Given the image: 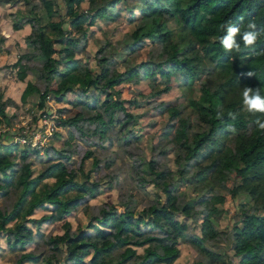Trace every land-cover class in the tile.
I'll return each mask as SVG.
<instances>
[{"label":"trees","instance_id":"obj_1","mask_svg":"<svg viewBox=\"0 0 264 264\" xmlns=\"http://www.w3.org/2000/svg\"><path fill=\"white\" fill-rule=\"evenodd\" d=\"M31 1L0 0V4L17 7L23 4L25 7L24 16L11 14L14 29L25 24L30 26L24 38L26 50L12 67L17 69L20 80L28 74L34 75L35 83H28L27 92L39 94V106L44 107L50 96L55 102L63 101L69 92L74 93L76 99L70 101V108L58 110V113L64 112L57 119L59 125L68 127V136L62 139L59 147L42 148L49 162L37 174H32L28 156L38 155L40 148L21 149L17 153L18 141L8 140L7 144L0 145V196L11 203L0 206V234L6 233L5 239L9 250L16 254V263L173 264L180 255L178 243L187 241L210 264H230L223 253L207 246L208 242L224 236L238 257L237 264H264V130L256 124L257 119L264 121V114L247 112L242 95L245 87H252L259 88L264 96V0H138L135 28L124 35L126 40H119L120 49L115 56L110 54L113 52L111 42L105 41L93 55L95 68L76 55L79 50H85L88 42L86 27L103 18L115 20L110 12L127 0H101L100 3L88 0L84 9L79 8L84 0H42L38 4ZM41 9L47 17L44 23ZM173 18L181 24L176 36L168 27ZM250 22L256 25L254 31L259 35L253 46L246 47L242 35L245 31H253L248 28ZM228 24L240 29L236 36L239 50L227 52L220 43ZM146 41L153 44L147 58L135 63L127 60L143 48ZM121 48L126 57L119 56ZM118 56L122 69L112 62L113 57ZM202 70L215 74L216 79L211 84L201 82L194 91L198 95L188 97L181 108L153 98L173 88L176 85L173 82L179 81L178 74L182 84L193 89L191 84ZM156 75L165 79V85L162 81L164 86L159 89L153 85V80L158 78ZM146 80L152 87L146 102L159 108L160 113L154 110L155 113H169L161 137L174 132L169 140L183 150L178 155L180 168L173 171L164 164L160 169L159 160L155 158L147 162L153 178L144 179L141 184L152 183L156 200L142 207L137 216L132 198L119 197L117 204H87L100 193L101 187L110 188L113 178L107 171L108 180H91L88 172L82 182L76 179L78 168L83 170L82 165L88 157L93 158L95 171L100 165L95 149L83 148L80 140L87 139L91 146L97 144L100 149H106L113 141L109 128L117 123L119 131L127 133L123 146L129 151L136 149L139 137L133 126L138 118L122 98L120 86ZM127 102L132 108L141 106L135 98ZM15 105L12 98H4L0 87V123L12 118L6 108ZM185 109L195 115L197 126L190 122L189 112L183 114ZM221 135L225 144L211 152L212 159L202 165L198 156L200 149L206 144H216ZM226 142H231L232 147ZM76 153L81 154L77 169L71 164ZM113 161L112 156L108 157L105 168L109 169ZM221 172L232 173L239 179L237 188L232 189L233 195L237 190L249 192L255 204V208L242 209L238 219L225 230L218 229L212 219L213 204L222 198L209 196L212 193L210 183ZM173 175H178L180 182L189 184L199 193L195 204L187 201L180 204ZM46 178L56 181L45 185L43 190H36V185ZM204 190L207 192H202ZM81 206L89 214L85 227L72 229L66 220L63 233L44 235L41 232L42 223L66 219ZM195 206L201 209L197 211ZM37 207L49 209V212L39 218L30 217ZM179 213L199 223L200 233L189 232L192 228L176 219ZM38 238L48 247V253L24 251ZM137 247L143 249L141 253L137 252Z\"/></svg>","mask_w":264,"mask_h":264},{"label":"rangeland","instance_id":"obj_2","mask_svg":"<svg viewBox=\"0 0 264 264\" xmlns=\"http://www.w3.org/2000/svg\"><path fill=\"white\" fill-rule=\"evenodd\" d=\"M53 1L58 2V0ZM100 1L101 0H99L98 3H100ZM40 2H42V0L31 1V3L36 4ZM32 5L34 4H31V6ZM57 5L58 4L56 3L55 7H57ZM87 5L88 0H84L79 8L84 9L87 7ZM137 5H140V2L138 0H127V2L124 3L122 1L120 6L117 7L116 10L110 12L111 15L115 17V20L103 18L101 20H98L94 25L86 27L88 33V42L85 45V50H79L76 55L81 56L85 62L89 63L92 67L95 68L96 65L93 60L95 51L100 46H102L105 41H110V49L113 51L110 52V54L112 56H115L116 52L120 49V46H118L119 40H126L123 38L124 35L128 32H131L138 22L134 21V13L138 11L136 9H139ZM8 6L13 9L12 12L16 11V8L19 10L17 11V16H24L23 14L26 13L25 11H23V4H19L18 7L16 5H13L14 7H11L12 5L10 4ZM4 9L5 8L0 7V17L5 12ZM40 16L42 18V23L47 21L44 9H41ZM5 18L8 19L7 16H5ZM7 19L4 20L5 22L3 21V24H0V27L3 30L9 31L10 33L11 29L9 27V23H6ZM65 26L67 25L65 24ZM180 26V21L177 19L173 18L168 22V27L172 30L173 36H176L179 33ZM16 39L11 36L7 42L0 41V83L6 84V93L4 92V98L15 97L14 99L17 101V105L9 106L6 108L8 115L12 116V118L0 123V145L5 139L18 141L19 145L17 147V153L21 149L32 151L34 147L40 148L41 153H39L38 155L36 153L28 156V160L32 168V174L35 175L49 162V158L46 157V155L42 151V148L47 145L59 147L62 139L68 136V127L59 125L60 122L57 117L64 115L63 111L58 113V110L60 108H70V106L72 105L69 100L55 102L50 96L47 98L44 107L39 106V94L37 92L33 93V91H30L27 94V98L25 96L26 100L22 102L19 100V95L22 92L23 85L25 83L21 84L18 82H14L15 77L13 73H15V71L7 66V63L10 61L11 57L19 55L26 49L23 33H18ZM145 43L146 44L143 48L132 54L127 60H130L131 63H135L146 59L153 44H150L148 41H146ZM7 47L10 49L9 52H6L5 50ZM119 56L126 57V52H123L122 48ZM119 56L116 59H114L113 57L112 62L116 63L117 68L122 69L123 66L120 64ZM8 73L9 76H7ZM157 77L158 76L156 75L155 78ZM177 78L179 81L177 80V83L173 82L174 84H176L173 88L169 89V91L166 92H160L154 95L153 98L157 101H161L162 103H170L171 105H176L178 106V108H181L185 105L188 97L190 98L198 95V92L196 91L194 93V91L201 82L211 84L212 80L216 79V75H210L207 70H202L200 75L196 77L191 84L193 89H190L188 86L182 84L179 74L177 75ZM210 78L212 79L209 80ZM29 79L31 81L36 80V78L32 76H29L27 78V81ZM161 79H159L158 77L156 80H153V85L156 89H159L165 85V79ZM162 81L164 82V85L162 84ZM27 87L29 88L30 85L28 84ZM120 88L122 89V98H124L126 105L131 107V110L136 113V118H138L137 123L133 126L139 137L137 140V148L131 149L129 151L123 146V137H125L127 133H125L126 131H119L118 124L114 123L109 128V132L111 133L110 137H113V141L111 144L107 145L106 149H100L97 144L91 146L89 144V140L87 139L80 140V144L83 148L95 149L94 154L97 156L100 162L98 171L94 170L92 157H88L87 159H85L82 165L83 170H79L78 162L81 156L80 153H76L72 156L71 164L75 166L76 169L78 168L76 179L79 182H82L84 180L85 174L87 172L90 175L91 180L95 178H107L108 180L109 177L105 175L107 171H109L110 173L109 176L113 178V180H110L111 187H101V189L99 190L100 193L95 198L90 200L87 204L96 205L102 202L117 204L119 201V197L132 198L135 204V216H137V213L142 209V207L156 200V191L152 183H150V181H146L141 184V181H143L144 179L149 180L153 178V176L148 172L147 162L151 158H155L159 160L158 168L162 169L163 165L166 164L169 169L178 171V169L180 168V157L178 155L181 154L183 150L176 148L175 145L169 140L170 138H172L174 132L172 135L171 132L168 137H161V133L164 131V128L168 123L169 113L164 112V114H159V108L156 109L153 106L154 104H149L146 102L149 100L148 98L151 95L152 91V87L151 85H149L147 80L141 81L138 84H122ZM133 98L141 102L140 107L132 108L133 106H131L127 102L129 100H132ZM154 110L159 113H155ZM187 112H189L190 114V122L197 126L195 124L197 122L195 115L192 114V112L190 113L189 109L183 110V114ZM25 131H27V137H32V140L23 138ZM77 135L78 134L74 132V136L78 137ZM98 137L99 136H97V139ZM218 138V144H206L203 145V147L200 149L198 156L199 162L202 165H206L212 159L211 152L215 150L217 151L218 147L221 148L225 144V138H223L222 135ZM23 139H25L26 141H24ZM226 143L227 145L232 147L231 142ZM106 144L107 142L104 145L106 146ZM107 155L108 157L112 156L114 158L113 164L109 169L105 168V160H107L108 158L106 157ZM13 168L16 169L17 166L15 165ZM173 177L175 180L173 185L174 187H176V190H178V194L180 195V204L184 205V203L187 202L194 203L196 198H198L199 193L193 191L189 184L180 182L178 175H173ZM55 181L56 179H44L36 185V190H43L45 188V185L54 184ZM238 184L239 179L234 178V175L232 173L228 174L226 172L217 174L210 183L212 193L209 194V196L215 195L222 198L220 201L214 202L213 205H215V209H213L212 211L213 222L220 230L229 229L230 226L238 219V215L242 209L255 208L253 196L251 197L249 192H241L237 190L236 193H234L236 195H233L232 189L237 188L236 186ZM16 188H18V186ZM202 192H207V190H204ZM159 196L160 198L164 199V195L162 193H159ZM6 203H9L6 201V197H2L1 195L0 206L5 207L7 205H11V203L7 205ZM198 209L201 208L195 206V210L198 211ZM48 212L49 209L37 207L35 211L30 215V217L39 218ZM88 215V211L85 210L83 206H81L76 212H72L68 217H66V219L54 223L44 222L40 225L39 228L44 235L60 234L64 232L63 223L66 220L71 223L72 229H75L78 226L85 227L89 220ZM176 219L189 225L192 228L189 230V232H195L198 234L200 233V224L195 223L194 219L192 220L191 218L181 213L177 214ZM196 222H198V220H196ZM5 235L6 233L2 232L0 234V264H17L15 261L16 254L9 250ZM41 241L42 240L38 238L35 242L27 245L24 251L35 250V253L37 254L48 253V247L44 245L43 241ZM207 246L212 250L223 253L230 260V264L238 263V257L233 254L230 242L226 237L223 236L218 241L208 242ZM178 247L180 249V255L173 262V264H210L208 259L200 252H198V250L187 241H180L178 243ZM142 250L143 249L141 247H137L138 253H141ZM37 264L48 263L41 261Z\"/></svg>","mask_w":264,"mask_h":264},{"label":"clouds","instance_id":"obj_3","mask_svg":"<svg viewBox=\"0 0 264 264\" xmlns=\"http://www.w3.org/2000/svg\"><path fill=\"white\" fill-rule=\"evenodd\" d=\"M255 27L256 25L250 22L248 28L253 29V31H245L242 35V40L246 47L253 46L258 39L259 33L254 31ZM225 31L226 34L220 38V43L225 51L239 50L240 44L236 40V36L240 33L239 27L228 24L225 26ZM247 75L249 77L253 76L252 73H247ZM242 95L243 106L247 112L264 114V96L261 95L259 88L245 87ZM233 118H235L234 115ZM256 124L259 129L264 130V121L257 119Z\"/></svg>","mask_w":264,"mask_h":264},{"label":"crops","instance_id":"obj_4","mask_svg":"<svg viewBox=\"0 0 264 264\" xmlns=\"http://www.w3.org/2000/svg\"><path fill=\"white\" fill-rule=\"evenodd\" d=\"M9 4H0V7H2V8H5L4 9V13H3V15L0 17V24H3L5 21V19H7V18H5V16H7L8 17V19H7V24L9 23V27H10V29H11V32L9 33V31H6V30H3L1 27H0V41H3V42H7L8 40H9V38L12 36L14 39H16V36H17V34L18 33H23V38H25V36L30 32V26H29V24H25L23 27H21L20 29H14L13 27H12V24H13V17H12V13H16L17 14V11H19L17 8H16V11H13L12 12V8H10V6H8ZM10 5H12V4H10ZM11 7H14L13 5L11 6ZM24 9H23V11H25V7H23ZM5 18V19H4ZM11 19V20H10ZM4 21V22H3ZM9 34V35H8ZM16 34V35H15ZM17 40V39H16ZM15 40V41H16ZM14 41V42H15ZM17 44V43H16ZM16 46V45H15ZM6 52H9L10 51V49L7 47L6 49ZM26 50V49H25ZM24 50V51H25ZM23 52V51H22ZM21 52V53H22ZM20 53V54H21ZM19 54V55H20ZM19 55H17V56H14V57H11L10 58V61L7 63V66L10 68V69H13L14 71H15V73H13V75H14V77H15V81L14 82H18V83H25L24 85H23V90H22V92L20 93V95H19V100L22 102L23 101V97H25L26 96V98H27V94L29 93V92H27V85H28V83H35V81L33 80V81H31L30 79L27 81V78L29 77V76H32V77H34V75L33 74H28L23 80H20L18 77H17V74H16V71H17V69L16 68H13L12 67V64L17 60V58H18V56ZM7 76H9V73H8V75ZM35 78V77H34ZM26 81V82H25ZM5 86H6V84H2V83H0V87H1V89L3 90V93L6 91L5 90ZM34 92H36V91H33V93ZM6 93V92H5ZM9 98H11V97H9ZM15 98V97H14ZM14 98H12L15 102H17ZM73 98L75 99L76 98V95L74 94V93H72V92H69L68 94H67V97L64 99V100H66V101H68L69 100V102L70 101H72L73 100ZM25 141V140H24ZM2 143H4V144H7L8 143V140H3L2 141ZM25 143V142H24ZM46 179H48V178H46ZM51 179H54V178H51ZM55 180V179H54Z\"/></svg>","mask_w":264,"mask_h":264},{"label":"built area","instance_id":"obj_5","mask_svg":"<svg viewBox=\"0 0 264 264\" xmlns=\"http://www.w3.org/2000/svg\"><path fill=\"white\" fill-rule=\"evenodd\" d=\"M23 138H25V139H30V140H32V137H27V131H25V133H24V137ZM25 139H23V140H25ZM26 141V140H25Z\"/></svg>","mask_w":264,"mask_h":264}]
</instances>
